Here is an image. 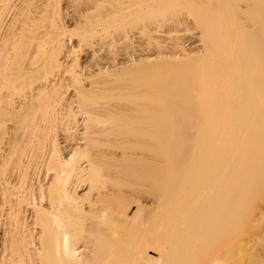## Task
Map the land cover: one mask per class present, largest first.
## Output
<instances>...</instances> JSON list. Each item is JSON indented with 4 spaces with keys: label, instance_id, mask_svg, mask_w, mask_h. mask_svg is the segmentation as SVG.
I'll list each match as a JSON object with an SVG mask.
<instances>
[{
    "label": "bare ground",
    "instance_id": "obj_1",
    "mask_svg": "<svg viewBox=\"0 0 264 264\" xmlns=\"http://www.w3.org/2000/svg\"><path fill=\"white\" fill-rule=\"evenodd\" d=\"M13 1L0 264H264V0Z\"/></svg>",
    "mask_w": 264,
    "mask_h": 264
},
{
    "label": "rangeland",
    "instance_id": "obj_2",
    "mask_svg": "<svg viewBox=\"0 0 264 264\" xmlns=\"http://www.w3.org/2000/svg\"><path fill=\"white\" fill-rule=\"evenodd\" d=\"M22 1H25V0H15V1H13L12 3H14L13 5H12V7H15V6H19V4H21L20 2H22ZM66 1V2H65ZM192 1V0H191ZM195 1V0H194ZM193 1V2H194ZM201 1V0H200ZM203 1V0H202ZM205 1V0H204ZM207 1V0H206ZM209 1V0H208ZM64 2V3H63ZM62 3H63V6H62V11H63V17H64V19H65V21L66 22H68V24L67 25H69L68 26V29H67V34H65V38H68V36H71V38H72V40H73V42H75V40H77L76 39V36H77V34H76V32H78L79 30L77 29V28H75V26L73 25V23H71L70 22V20H72L73 19V15L71 14L74 10H75V7H71V6H69L70 5V2L68 1V0H64ZM193 2H186L187 4H192ZM198 2V1H197ZM210 2H211V0H210ZM19 3V4H18ZM66 3V4H65ZM69 3V4H68ZM203 3V2H202ZM204 3H206V2H204ZM209 3V2H208ZM186 4V5H187ZM198 4V3H197ZM199 4L201 5V3L199 2ZM62 5V4H61ZM199 5V6H200ZM70 8H69V7ZM77 6V5H76ZM74 8V9H73ZM166 9V8H165ZM200 9H202V8H200ZM199 9V11H197L196 13H195V15H194V18H195V20L197 19L198 20V22H201V24H205L206 22H208L209 21V16L207 17V14H205L204 13V11H202V10H200ZM161 11H163V9L161 10ZM200 11H202V13L200 12ZM67 12V14H69V15H67V14H65ZM165 12H167V11H163V13H165ZM200 12V13H199ZM161 13V12H160ZM170 13V12H169ZM205 15H204V14ZM65 14V15H64ZM200 14V15H199ZM262 14H264L263 12H262ZM162 15V14H161ZM165 15V14H164ZM198 15V16H197ZM196 16V17H195ZM263 17H264V15H262ZM9 16H6V18L4 17V20L5 19H7ZM165 18H168V15L165 17ZM209 18V19H208ZM9 19V18H8ZM7 19V20H8ZM263 19V18H262ZM6 21V20H5ZM206 21V22H205ZM258 20H256L255 22L256 23H259V22H257ZM197 22V21H196ZM255 22H252L254 25L256 24ZM97 29H100V27H99V25L97 26ZM110 31V30H109ZM101 33V35L103 36V37H105L106 35H108V32H100ZM78 38V37H77ZM75 39V40H74ZM105 40H106V42L109 40V38H106L105 37ZM70 46V43L68 44V47ZM104 48H107V47H104ZM88 53V51H86L85 50V53L83 52L82 54H81V56H80V58L81 59H83L84 58V56H86V54ZM69 94V93H68ZM67 96V95H66ZM135 180V179H134ZM140 180V181H139ZM142 180H145V182L143 181L142 182ZM136 179L135 181H130V182H128V186H125L124 188H125V190L129 193V190L130 189H132V191H134L133 190V188L135 187V188H138L139 187V189H137V190H140V188L142 187V186H146L145 188H147V186H150L149 184H150V182H149V180L148 179H145V178H143V179ZM139 182V184L138 183H136V182ZM147 181H148V183H147ZM133 182H135V183H133ZM129 183L131 184V185H129ZM133 183V184H132ZM144 184V185H143ZM146 184V185H145ZM148 184V185H147ZM136 185V186H135ZM139 185V186H138ZM129 186L131 187V188H129ZM134 188V189H135ZM145 188H143V189H145ZM81 192V191H80ZM136 191H134L132 194H134ZM81 194V193H80ZM262 205H264V201L261 203ZM261 205V206H262ZM261 208V207H260ZM134 210V209H133ZM132 210V211H133ZM258 211H260V212H258ZM257 212H258V214L256 213V216L258 215V216H260V215H262V216H264L263 214H264V206H262V208L260 209V210H258ZM263 211V212H262ZM134 212V211H133ZM152 215H153V213H151ZM150 214V215H151ZM155 214V213H154ZM150 215H148V214H146V218H148L147 216H149V218H150ZM257 216V217H258ZM261 217V216H260ZM145 218V219H146ZM261 219H263V220H261ZM260 220L261 221H264V217L263 218H261ZM147 220V219H146ZM154 220V219H153ZM1 222H0V224L1 223H3L2 221V218H1V220H0ZM152 221V220H151ZM145 222H148V221H145ZM150 222V221H149ZM261 223V222H260ZM263 223V224H262ZM261 224V226L263 227L264 226V222H262ZM141 224V222L139 223V226L141 227L142 225H140ZM146 224V223H145ZM145 224H143V226H145ZM148 224V223H147ZM2 225V224H1ZM260 225V224H259ZM139 227V228H140ZM258 228H261L260 226H257ZM256 227V228H257ZM3 228V226L2 227H0V246L2 247V238L1 237H3V234H4V232H5V230H4V232H2V230L4 229H2ZM6 228V227H5ZM137 228H138V226H137ZM138 228V229H139ZM159 228V227H158ZM140 229H143V227H141ZM140 229L138 230L139 232H141L140 231ZM158 230V229H157ZM255 230V229H254ZM253 230V231H254ZM259 230V229H258ZM257 230V232H259V235H260V232H262V231H258ZM260 230H264V229H260ZM159 232H160V230H158ZM158 231H156V232H158ZM256 231L254 232V235H255V233H256V236H259V235H257L258 233H257ZM3 233V234H2ZM253 233V232H252ZM262 234H264V233H262ZM262 234H261V236H262ZM249 235V234H248ZM263 238H264V235H263ZM264 240V239H263ZM1 247H0V249H1Z\"/></svg>",
    "mask_w": 264,
    "mask_h": 264
}]
</instances>
